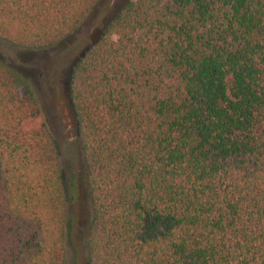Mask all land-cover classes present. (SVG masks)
Here are the masks:
<instances>
[{
  "label": "trees",
  "instance_id": "obj_1",
  "mask_svg": "<svg viewBox=\"0 0 264 264\" xmlns=\"http://www.w3.org/2000/svg\"><path fill=\"white\" fill-rule=\"evenodd\" d=\"M101 0H0L52 49ZM85 264H264V0H123L67 85ZM28 77L0 58V264H64L68 191Z\"/></svg>",
  "mask_w": 264,
  "mask_h": 264
},
{
  "label": "rangeland",
  "instance_id": "obj_2",
  "mask_svg": "<svg viewBox=\"0 0 264 264\" xmlns=\"http://www.w3.org/2000/svg\"><path fill=\"white\" fill-rule=\"evenodd\" d=\"M122 2L101 0L75 32L47 51L21 52L0 40V58L28 77L40 106L39 116L30 119L27 125L46 123L59 149L68 191L64 264H85L84 234L90 220V200L83 179L85 168L67 95L69 73L74 60Z\"/></svg>",
  "mask_w": 264,
  "mask_h": 264
}]
</instances>
